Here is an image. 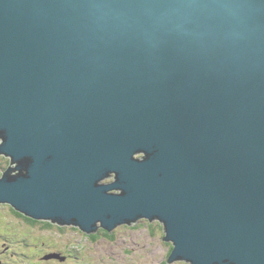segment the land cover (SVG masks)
<instances>
[{"label":"water","instance_id":"1","mask_svg":"<svg viewBox=\"0 0 264 264\" xmlns=\"http://www.w3.org/2000/svg\"><path fill=\"white\" fill-rule=\"evenodd\" d=\"M0 156L34 221L264 264V0H0Z\"/></svg>","mask_w":264,"mask_h":264},{"label":"rangeland","instance_id":"2","mask_svg":"<svg viewBox=\"0 0 264 264\" xmlns=\"http://www.w3.org/2000/svg\"><path fill=\"white\" fill-rule=\"evenodd\" d=\"M15 212L10 205L0 204V261L3 263L169 264L173 246L163 241V227L157 221L151 223L141 220L131 226H120L110 235L102 233L94 238L73 226L61 229L58 225H51L52 228H43L41 225L34 227ZM7 245L10 246L8 249ZM46 251L61 252L69 256V260L63 263L47 262L42 259ZM172 264L188 263L176 261Z\"/></svg>","mask_w":264,"mask_h":264},{"label":"flooded vegetation","instance_id":"3","mask_svg":"<svg viewBox=\"0 0 264 264\" xmlns=\"http://www.w3.org/2000/svg\"><path fill=\"white\" fill-rule=\"evenodd\" d=\"M9 165V160L7 158H4V157H0V171H3L4 169H6ZM110 181V180H109ZM108 180L106 182H109ZM147 221V220H145ZM161 226V225H160ZM61 228V227H60ZM162 228V226H161ZM100 232V230H99ZM8 247H10L9 245H7V249ZM49 254H57V255H60L61 258H63V261L59 260V259H50V260H46L47 262H50V263H56V262H67V260H69V256H64L63 253L61 252H56V251H50V252H45L42 259H44L45 256L49 255ZM30 260H28L29 262ZM0 264H6V263H3L0 261Z\"/></svg>","mask_w":264,"mask_h":264},{"label":"trees","instance_id":"4","mask_svg":"<svg viewBox=\"0 0 264 264\" xmlns=\"http://www.w3.org/2000/svg\"><path fill=\"white\" fill-rule=\"evenodd\" d=\"M16 213V212H15ZM16 215H18V216H20L24 221H26L27 222V224H30V225H32V226H34V227H36V226H38V225H41V226H43V228H52L53 226H51V225H53V224H50V223H48V224H45V222H42V221H34V220H32V219H30V218H27V217H25V216H23V215H21V214H19V213H16ZM61 229V228H60ZM102 233H104V234H107V235H110L108 232H105L104 230H102V229H100V232L98 233V234H96V235H93L94 236V238H97L99 235H101ZM27 240H25V242H26ZM24 242V243H25ZM171 253V252H170Z\"/></svg>","mask_w":264,"mask_h":264},{"label":"clouds","instance_id":"5","mask_svg":"<svg viewBox=\"0 0 264 264\" xmlns=\"http://www.w3.org/2000/svg\"><path fill=\"white\" fill-rule=\"evenodd\" d=\"M1 157V156H0ZM137 157H139V156H137Z\"/></svg>","mask_w":264,"mask_h":264},{"label":"bare ground","instance_id":"6","mask_svg":"<svg viewBox=\"0 0 264 264\" xmlns=\"http://www.w3.org/2000/svg\"><path fill=\"white\" fill-rule=\"evenodd\" d=\"M4 170H6V169H4Z\"/></svg>","mask_w":264,"mask_h":264}]
</instances>
